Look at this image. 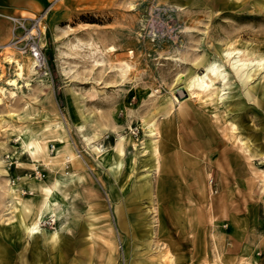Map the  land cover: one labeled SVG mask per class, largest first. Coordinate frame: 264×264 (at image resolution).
I'll return each instance as SVG.
<instances>
[{"label":"rangeland","instance_id":"rangeland-1","mask_svg":"<svg viewBox=\"0 0 264 264\" xmlns=\"http://www.w3.org/2000/svg\"><path fill=\"white\" fill-rule=\"evenodd\" d=\"M17 2L0 5V61L24 63L0 66V264H264V60L233 62L264 59V0H60L33 71L7 16L40 10ZM212 62L225 79L189 94ZM54 179L55 243L15 209L34 221Z\"/></svg>","mask_w":264,"mask_h":264},{"label":"bare ground","instance_id":"bare-ground-1","mask_svg":"<svg viewBox=\"0 0 264 264\" xmlns=\"http://www.w3.org/2000/svg\"><path fill=\"white\" fill-rule=\"evenodd\" d=\"M6 45L7 44H4L3 48L8 47ZM40 47L42 48L43 45L40 44ZM111 48H113V47H111ZM239 52H241V51L240 50H236L237 55L234 56V59H233V62L235 63V65H238V66L239 65H244V66H247V67L248 66H254V67L258 68V67H260L263 64V60L264 59H261V58H252V59L241 58L238 55ZM232 53H233V51H231V50H226L225 51V55L226 56H231ZM28 58L30 59V61L28 63V69L29 70L32 69V71H33V70L36 69L39 59L31 57V56H28ZM4 63L5 64H9L11 66H14L15 71H16L15 74L18 77L23 75V73H24V63H22L19 60V58L17 57V54L15 52L5 51L4 55H3V58L0 61L1 69H2V65L4 67V65H5ZM203 70H204V72L202 74L199 73V74L194 75L193 77H191L190 81L188 82V85H187L186 89L188 91H190L189 94H191L193 96H195V95L197 96L201 92H208L209 90L211 91V87H212L215 79H222V80L225 79V72H224V70H222V68H220V65H218L217 63H214V62L209 63V64L205 65ZM7 82L9 84L15 85V84H17V79L16 78H10ZM5 89L6 88L0 86V93L4 94ZM1 99L2 98L0 97V102L2 101ZM169 127L170 126L168 124H163V127L161 129H159V127L155 123V121L150 122L148 124V128H146L147 129L146 132H147V135H149L152 138L151 141H153L154 147L156 146L155 145V141H156L157 136H160L161 133H163V132H168ZM156 143H157V141H156ZM37 149H38V146L36 145V150ZM117 151H118L119 154L121 153V149H120L119 146H117ZM96 152L99 153L100 150L98 149V151H96ZM120 165H121V162L119 160H117L116 163H115V166L119 167ZM58 183L59 182L56 179H54V180L51 181L50 185L47 188H45L46 193H45V195L43 197V202L41 203V206H40V208L38 210V213H37L36 218H35L34 221L26 223L24 220H22V214L25 211H28L30 209V207H29L28 203L22 202V200H20V199L17 201V204L15 205V209L18 208L17 218H18V227H19V229H20V226L22 224L23 225L22 228L24 230H26L27 232H29L31 235L32 234L35 235L37 232H42V233H44V236H45V238L47 240H51L53 243L56 242L57 237H58L57 231L56 230H48L47 228H43V227H41L40 223H41V220H42V217H43V213L45 211L46 212H50L52 217H54L56 215L54 213V208H53V205L55 204V199L52 196V193H53V190L57 187ZM91 232L92 231H90V234H91ZM87 234H89V233H87Z\"/></svg>","mask_w":264,"mask_h":264},{"label":"built area","instance_id":"built-area-1","mask_svg":"<svg viewBox=\"0 0 264 264\" xmlns=\"http://www.w3.org/2000/svg\"><path fill=\"white\" fill-rule=\"evenodd\" d=\"M60 0H52L51 5L34 14L32 17H24L21 15H8V19L13 23L12 44L18 49L21 47L19 43L24 41L22 50L27 51L31 57L38 58L37 67H44V57L40 44H43L42 38L45 32V19L48 10L54 2ZM20 29L22 33H16L15 30ZM20 50V49H19Z\"/></svg>","mask_w":264,"mask_h":264},{"label":"crops","instance_id":"crops-1","mask_svg":"<svg viewBox=\"0 0 264 264\" xmlns=\"http://www.w3.org/2000/svg\"><path fill=\"white\" fill-rule=\"evenodd\" d=\"M10 1H12V0H0V5L9 3ZM48 1H51V0H21V1L18 0V2L14 4V7L13 8L11 7L10 9L13 10L12 12H15L16 13L17 11H25L26 9L29 8V10H34L33 12L35 13V12L41 10L45 5H47ZM51 15H52V13H51ZM163 120H165V121H163ZM170 123H173L174 124V118L173 117H166L165 119H162L161 121H159V125L160 124H168L169 125ZM47 185L48 184H46V186ZM69 195L70 194H67V196L65 198H67ZM72 206H71V204L69 205V203H68V204L65 205L63 211L60 212V213L66 212V214H67V217L65 219V223L66 224L71 222V220H69V218H70V216L73 215L71 213V211H72V208L71 207ZM171 262H172V264H175V256L174 255H172Z\"/></svg>","mask_w":264,"mask_h":264}]
</instances>
